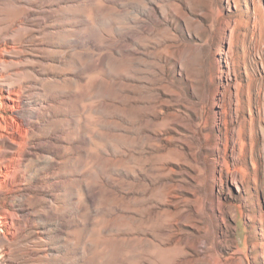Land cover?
<instances>
[{
  "label": "rangeland",
  "instance_id": "rangeland-1",
  "mask_svg": "<svg viewBox=\"0 0 264 264\" xmlns=\"http://www.w3.org/2000/svg\"><path fill=\"white\" fill-rule=\"evenodd\" d=\"M0 264H264V0H0Z\"/></svg>",
  "mask_w": 264,
  "mask_h": 264
},
{
  "label": "bare ground",
  "instance_id": "bare-ground-1",
  "mask_svg": "<svg viewBox=\"0 0 264 264\" xmlns=\"http://www.w3.org/2000/svg\"><path fill=\"white\" fill-rule=\"evenodd\" d=\"M2 93H3V92H2ZM8 96H9V95H8ZM6 97H7V96H6ZM4 99H5V98H4ZM6 99H7V98H6ZM11 99H12V98H11ZM8 101H9V100H8ZM11 101H12V100H11ZM11 109H12V108H11ZM13 127H14V126H13ZM13 129H14V128H13ZM15 131H16V130H15ZM3 132H4V131H3ZM3 132H2V133H3ZM14 134H15V133H14ZM14 134H13V135H14ZM2 135H3V134H2ZM7 135H8V134H7ZM15 136H16V135H15ZM11 142H12V141H11ZM11 144H12V143H11Z\"/></svg>",
  "mask_w": 264,
  "mask_h": 264
}]
</instances>
